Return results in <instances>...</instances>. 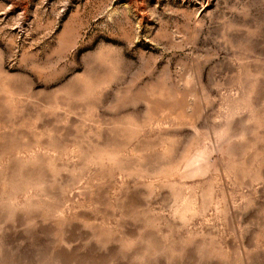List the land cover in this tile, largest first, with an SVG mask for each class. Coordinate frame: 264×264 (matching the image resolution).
I'll return each mask as SVG.
<instances>
[{"label":"rangeland","instance_id":"obj_1","mask_svg":"<svg viewBox=\"0 0 264 264\" xmlns=\"http://www.w3.org/2000/svg\"><path fill=\"white\" fill-rule=\"evenodd\" d=\"M0 264H264V0H0Z\"/></svg>","mask_w":264,"mask_h":264}]
</instances>
